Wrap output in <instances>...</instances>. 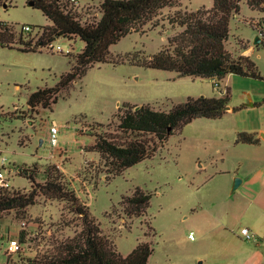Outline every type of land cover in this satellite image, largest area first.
<instances>
[{"label": "rangeland", "instance_id": "374dc122", "mask_svg": "<svg viewBox=\"0 0 264 264\" xmlns=\"http://www.w3.org/2000/svg\"><path fill=\"white\" fill-rule=\"evenodd\" d=\"M28 1L3 0L0 20L14 24L18 31L29 25L36 41L39 27L51 21ZM101 1L79 0L80 19L100 17ZM212 2L180 0V8L197 10L211 7ZM171 9L165 8L158 19L113 44V62L89 68L59 95L52 109L39 106L31 111L28 95L55 86L70 71L73 56L84 46L81 38H57L55 43L64 52L46 46L29 52L0 46V160L7 159L1 170L10 188L22 190L32 184L26 170H36L37 181L43 182L48 165L59 167L102 234L124 256L145 241L153 248L148 264H264V204H254L247 197L246 185L233 189L236 178L246 179L264 167V44H255L258 35L264 40L260 36L264 13L242 2L240 13L230 22L226 43L235 55L240 48L252 46L250 56L261 77L229 73L222 79H208L178 76L126 59L127 53L141 59L167 45L173 29H180L168 22ZM227 87L231 108L223 116L196 118L174 130L163 145L146 136L156 149L154 156L117 175L109 173L99 153L86 150L97 133L110 134L117 141L129 138L119 131L115 117L125 103L169 110L188 97H219ZM51 122L60 126L57 150L61 152L53 157L47 143ZM240 132L253 133L259 142L238 141ZM137 187L151 194L150 205L140 216L128 215L122 200ZM263 201L264 193L257 203ZM69 207L64 201L39 196L26 219L7 212L0 222V264H6L10 255L5 253L9 239L23 243L22 250L9 256V264H35L53 254L61 241L82 228L81 218ZM242 227H248L255 238H244Z\"/></svg>", "mask_w": 264, "mask_h": 264}, {"label": "trees", "instance_id": "16d2710c", "mask_svg": "<svg viewBox=\"0 0 264 264\" xmlns=\"http://www.w3.org/2000/svg\"><path fill=\"white\" fill-rule=\"evenodd\" d=\"M33 1L34 7L41 9L51 24L40 26L36 32L39 36L34 41L32 32L18 31L14 24L0 20V46L16 47L23 52L37 51L40 42L44 45L70 36L80 37L84 46L73 56L75 63L70 71L63 74L55 86L41 87L28 95L27 103L31 111L39 106L52 109L59 95L81 79L89 68L113 62L110 52L113 44L158 19L165 8H175L167 19L180 29L168 38L167 45L157 53L141 59L127 53V60L192 78L222 79L229 73L261 77L256 62L249 55H235L226 43L230 37V22L240 13L242 2H246L252 10L264 13V0H213L211 7L202 6L191 11L182 10L180 0H102L100 17L91 21L80 19L77 5L71 0ZM2 2L0 0V4ZM260 43L264 44V40ZM229 100L230 88L227 87L219 97H188L184 102L174 103L169 110L154 109L150 104L138 106L125 103L118 108L115 117L119 119V131L129 138L117 141L110 134L97 133L94 135L95 142L86 150L99 153L109 173L117 175L154 156L156 149L151 148L146 136L156 138L163 145L174 130L181 129L196 118L223 116L231 108ZM238 141L255 144L259 139L253 133L240 132ZM26 172L32 183L30 189L0 187V222L7 212H13L18 219H26L30 207L37 203L39 196L68 203L70 210L82 220L79 232L61 241L53 254L35 264H148L153 251L151 244L139 242L128 255H122L114 242L102 234L99 224L66 182L59 167L48 165L43 182L37 181L36 170ZM150 199V193L137 187L132 195L122 200L125 213L137 216L146 213ZM20 237L24 238L23 231H20ZM9 256L6 264L10 263Z\"/></svg>", "mask_w": 264, "mask_h": 264}, {"label": "built area", "instance_id": "2783aa9c", "mask_svg": "<svg viewBox=\"0 0 264 264\" xmlns=\"http://www.w3.org/2000/svg\"><path fill=\"white\" fill-rule=\"evenodd\" d=\"M79 0H71V2L77 4ZM22 30L26 32L32 31V28L29 25H23ZM41 46H46L49 50L55 51V52H64V48L60 44H56L55 40H52L50 42H47L46 44ZM67 53L71 52L70 49L66 50ZM215 84L218 86L219 83L215 81ZM0 112H3V110L0 109ZM59 132H60V126L56 122H51L48 129V136H47V143L49 145V149L51 151L50 156L52 157L58 148L59 145ZM7 159L5 157L1 158L0 160V187H11L9 179L6 178L4 172L1 170V168L4 167ZM26 223L23 222V225ZM241 235L246 239H253L254 234L251 232V230L248 227H242L241 228ZM190 237L193 238V235L190 234ZM22 244L17 239H9L7 242V246L5 249V253L7 254H13L20 250H22ZM2 245H4V242H2Z\"/></svg>", "mask_w": 264, "mask_h": 264}, {"label": "crops", "instance_id": "0c3cea01", "mask_svg": "<svg viewBox=\"0 0 264 264\" xmlns=\"http://www.w3.org/2000/svg\"><path fill=\"white\" fill-rule=\"evenodd\" d=\"M213 3V2H212ZM213 5V4H212ZM209 8V7H208ZM171 9V8H170ZM164 10V9H163ZM162 10V11H163ZM175 9L173 8V9H171V11H174ZM254 11H256V12H258L259 13V11H257V10H254ZM236 15H238V14H236ZM235 15V16H236ZM234 16V17H235ZM173 31H174V33H173V35L178 31V30H174L173 29ZM259 36V35H258ZM260 36L261 37H264V31H260ZM258 39H260V37H258ZM56 40V39H55ZM262 41V39H260V42ZM168 43V42H167ZM259 43V42H258ZM258 43H255V44H258ZM61 45V44H60ZM38 46V49L41 47V45H40V43L37 45ZM165 46V45H164ZM163 46V47H164ZM162 47V48H163ZM161 48V49H162ZM241 49V52H240V54H245V55H249L250 56V53H251V51H252V46H247V48L246 49H242V48H240ZM69 53H71V52H69ZM251 57V56H250ZM216 79V78H215ZM219 86V85H218ZM82 134H85V133H82ZM43 142V141H42ZM95 142V136H94V138H93V141L91 142V144H93ZM90 144V145H91ZM57 150V149H56ZM59 152H61V151H59V149L57 150V151H55V153H54V155L53 156H55V154L56 153H59ZM52 156V157H53ZM51 157V156H50ZM241 185H246V187H245V191L247 192L246 194H247V197L248 198H250L251 200H252V202L254 203V204H264V201L262 202V203H257V201H260L261 199H262V195H263V193H264V167L263 168H260V169H258L257 171H255L252 175H250L249 177H247L246 179L244 178V179H242V183L240 184V186ZM89 204V203H88ZM253 238H255V236L253 237Z\"/></svg>", "mask_w": 264, "mask_h": 264}, {"label": "water", "instance_id": "95a60500", "mask_svg": "<svg viewBox=\"0 0 264 264\" xmlns=\"http://www.w3.org/2000/svg\"><path fill=\"white\" fill-rule=\"evenodd\" d=\"M28 4L31 5V6H34L35 1L30 0V1H28ZM258 37H259V36L256 37L255 43L260 42V39H258ZM40 45H42V42H40ZM41 143H42V140H41ZM235 180H236V182H235V184H234L233 189H236V188H237L238 186H240V184L242 183V179H240V178H236Z\"/></svg>", "mask_w": 264, "mask_h": 264}]
</instances>
